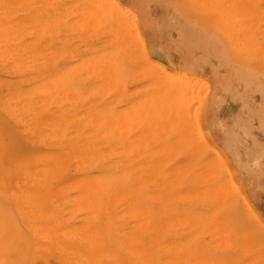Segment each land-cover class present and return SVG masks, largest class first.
<instances>
[{
    "label": "rangeland",
    "instance_id": "374dc122",
    "mask_svg": "<svg viewBox=\"0 0 264 264\" xmlns=\"http://www.w3.org/2000/svg\"><path fill=\"white\" fill-rule=\"evenodd\" d=\"M0 14V264H264V0Z\"/></svg>",
    "mask_w": 264,
    "mask_h": 264
},
{
    "label": "bare ground",
    "instance_id": "6f19581e",
    "mask_svg": "<svg viewBox=\"0 0 264 264\" xmlns=\"http://www.w3.org/2000/svg\"><path fill=\"white\" fill-rule=\"evenodd\" d=\"M9 1H10V0H9ZM112 1H113V0H112ZM114 1H115V0H114ZM78 2H79V1H78ZM104 3H106V2H104ZM100 4H101V3H100ZM109 4H110V3H109ZM90 5H91V4H89V7H90ZM104 5H105V4H104ZM104 5H103V6H104ZM106 5H107V4H106ZM112 5H113V4H112ZM115 5H116V2H115ZM93 6H94V5H93ZM96 6H97V5H96ZM96 6H95V7H96ZM98 6H100V7H98ZM98 6H97V7H98L99 9L102 7L101 5H98ZM108 6H109V5H107L106 7H105V6L102 7V9L105 8V11H104V12H107V9H108L107 7H108ZM89 7H88V8H89ZM113 7H114V6H113ZM113 7H112L111 9H115V8H113ZM85 8H86V7H84V9H85ZM90 8H92V6H91ZM106 8H107V9H106ZM8 9H9V7H8ZM15 9H16V8H15ZM95 9H96V8H95ZM102 9H101V10H102ZM85 10H86V9H85ZM93 10H94V8H93ZM87 11H88V9H87ZM108 11H109V10H108ZM82 12H83V11H82ZM89 12H90V11H89ZM101 12H102V11H101ZM104 12H103V13H104ZM112 12H114V10H113ZM25 13H26V12H25ZM25 13H24V14H25ZM86 13H87V12H86ZM93 13H94V11H93ZM108 13L110 14V12H108ZM217 13H218V12H217ZM243 13H244V12H243ZM82 14L86 15L85 13H82ZM88 14H89V13H88ZM91 14H92V13H91ZM94 14H95V13H94ZM104 14H105V13H104ZM106 14H107V13H106ZM231 14H232V13H231ZM0 15H1V14H0ZM98 15H99V13H98ZM114 15L116 16L115 13H114ZM3 16H5V15L2 14V16H0V17H3ZM6 16H7V14H6ZM58 16H59V15H58ZM108 16H109V15H108ZM222 16H223V15H222ZM102 17H103V16H102ZM112 17H113V14H112ZM112 17H111V18H112ZM116 17H117V16H116ZM227 17H228V16H227ZM247 17H248V16H247ZM250 17H251V16H250ZM7 18H8V17H7ZM7 18H6V19H7ZM79 18H80V17H79ZM82 18H83V17H82ZM95 18H96V17H95ZM104 18H106V16H105ZM104 18H103V19H104ZM114 18H115V17H114ZM118 18H119V17H118ZM118 18H115V20L118 19ZM125 18H126V16H125ZM0 19H1V18H0ZM80 19H81V18H80ZM221 19H222V17H221ZM77 20H78V19H77ZM88 20H89V19H88ZM100 20H101V19H100ZM109 20H111V19L109 18ZM112 20H114V19H112ZM231 20H232V19H231ZM1 21H2V20H1ZM6 21H8V20H6ZM90 21H91V19H90ZM93 21H94V20H93ZM102 21H103V20H102ZM17 22H18V21H17ZM94 22H95V21H94ZM125 22H126V21H125ZM226 22H227V23H225V25H227V24L229 23L228 21H226ZM14 23H15V22H14ZM85 23H86V22H85ZM230 23L232 24V22H230ZM230 23H229V26L231 25ZM6 24H7V23H6ZM15 24H16V23H15ZM89 24H90V22H89ZM126 24H127V22H126ZM7 25L9 26L10 24H7ZM86 25H87V24H85V26H86ZM98 25H99V24H98ZM111 25H112V23H111ZM3 26H5L4 23H3ZM3 26H2V29H3ZM12 26H13V25H12ZM12 26H11V27H12ZM23 26H24V25H23ZM51 26H52V25H51ZM66 26H67V25H66ZM83 26H84V25H83ZM119 26H120V25H119ZM121 26H123L122 23H121ZM121 26H120V27H121ZM125 26H126V25H125ZM227 26H228V25H227ZM233 26H234V25H233ZM233 26H232V29H233ZM16 27H18V26H15V28H16ZM36 27H37V26H36ZM86 27H87V26H86ZM126 27H127V26H126ZM9 28H10V27H9ZM37 28H38V27H37ZM40 28H41V27H40ZM112 28H113V27H112ZM230 28H231V27H230ZM236 28H237V27H236ZM123 29H124V28H123ZM250 29H252V28L249 27V30H250ZM5 30H6V29H5ZM16 30H17V29H16ZM34 30H35V29H34ZM36 30H37V29H36ZM89 30H90V29H89ZM112 30H113V29H112ZM10 31H11V30H10ZM85 31H86V28H85ZM109 31H110V30H109ZM122 31H123V30H122ZM250 31H251V30H250ZM252 31H253V29H252ZM2 32H4V31H2ZM118 32H119V31H118ZM124 32H125V31H124ZM8 33H9V30H8V32H7V35H8ZM112 33H113V32H112ZM3 34H4V33H3ZM12 34H13V33H12ZM15 34H17V33L14 32L13 36H14ZM1 35H2V34H1ZM1 35H0V36H1ZM9 35H10V34H9ZM9 35H8V36H9ZM113 35H114V34H113ZM10 36H11V35H10ZM15 36H17V35H15ZM124 36H126V35H124ZM124 36H123V37H124ZM128 36H129V35H128ZM128 36H127V37H128ZM1 37H2V39L5 38L4 36H1ZM11 37H12V36H11ZM11 37H10V39H14V38H15V37H14V38H11ZM37 37H38V36H37ZM7 38H8V37H7ZM33 39H34V38H33ZM35 39H36V38H35ZM124 39H125V38H124ZM6 40H8V39H5V41H6ZM5 41L3 40L2 42H5ZM8 41H9V40H8ZM114 42H115V41H114ZM5 43L7 44V42H5ZM16 43H18V42H16ZM122 43H123V41H122ZM6 44H5V45H6ZM9 44H10V43H9ZM187 44H188V43H187ZM118 45H119V44H118ZM126 45H127V43H126ZM12 46H14V45H12ZM120 46H121V45H120ZM128 46H129V45H128ZM0 47H1V46H0ZM6 47H7V45H6ZM6 47H5V48H6ZM10 47H11V46H10ZM14 47H15V46H14ZM5 48H4V49H5ZM12 48H13V47H12ZM12 48H11V50H13ZM16 48H17V47H16ZM1 49H3V48H1ZM6 49H8V48H6ZM14 50H15V49H14ZM17 50H19V49H17ZM17 50H15L16 53H17ZM15 51L12 52V53H15ZM3 52H4V50H3ZM24 52H25V51H24ZM0 53H2L1 50H0ZM6 53H7V55H10V54H9V49H8V51H7ZM10 53H11V52H10ZM12 53H11V54H12ZM125 53H126V52H125ZM107 54H108V53H107ZM4 55H5V57H6V54H4ZM4 55H0V56H1V57H2V56L4 57ZM14 55H15V54H14ZM15 56H16V55H15ZM3 57H2V58H3ZM7 57H8V56H7ZM2 58H1V59H2ZM10 58H11V59L13 58L12 55H11ZM8 59H9V58H8ZM5 60H7V58H6ZM20 60H21V59H20ZM2 61H3V59H2ZM8 61H10V59H9ZM12 61H14V60L12 59ZM3 62H4V61H3ZM5 62H6V61H5ZM20 62H21V61H20ZM93 63H94V62H93ZM3 64H4V63H3ZM15 64H16V63H14V65H15ZM17 64H18V63H17ZM18 65H19V64H18ZM91 65H92V64H91ZM1 66H2V65H1ZM91 69H92V68H91ZM16 70H17V69H16ZM153 70H154V69H153ZM88 71H89V70H88ZM0 73H1V72H0ZM86 73H87V72H86ZM88 74H89V73H88ZM109 74H110V73H109ZM175 74H176V73H175ZM144 75H145V74H144ZM169 75H171V74H169ZM89 76H90V75H89ZM183 76H184V75H183ZM156 77H157V76H156ZM166 77H167V76H166ZM173 77H174V76H173ZM180 77H181V76H180ZM176 78H177V77H176ZM157 79H158V78H157ZM160 79H161V78H160ZM105 80H107V79H105ZM168 80H170V78H168ZM180 80H181V79H180ZM182 80H183V79H182ZM185 80H186V79H185ZM157 81H158V80H157ZM161 81H162V80H161ZM176 81H177V80H176ZM165 82H167V81H165ZM168 82H169V81H168ZM178 82H179V79H178ZM181 82H183V81H181ZM184 82H185V81H184ZM186 82H187V81H186ZM188 82H189V81H188ZM108 84H109V83H108ZM108 84H107V85H108ZM171 84H172V83H171ZM184 84H185V83H184ZM186 84H187V83H186ZM164 85H165V84H164ZM168 85H169V84H168ZM168 85H166V86H168ZM180 85H181V84H180ZM105 86H106V85H105ZM105 86H104V87H105ZM108 86H109V85H108ZM157 86H158V85H157ZM43 87H44V86H43ZM45 87H46V86H45ZM58 87H59V86H58ZM102 87H103V86H102ZM151 87H152V85H151ZM155 87H156V86H155ZM168 87H170V86H168ZM49 88H50V85H49ZM153 88H154V87H153ZM164 88H165V86H164ZM186 88H188L187 85H186ZM96 89H97V88H96ZM103 89H104V88H103ZM110 89H111V88H110ZM156 89H157V88H156ZM170 89H171V88H170ZM181 89H182V87H181ZM93 90H94V89H93ZM104 90H105V89H104ZM163 90H164V89H163ZM165 90H166V89H165ZM171 90H172V89H171ZM186 90H187V89H186ZM189 90H190V88H189ZM184 91H185V89H184ZM38 92H39V91H38ZM48 92H50V90L47 91V93H48ZM51 92H52V91H51ZM173 92H174V91H173ZM185 92H186V91H185ZM187 92H188V90H187ZM192 92H193V91H192ZM43 93H44V92H43ZM45 93H46V92H45ZM52 93H53V92H52ZM114 93H115V92H114ZM175 93H176V90H175ZM182 93H183V92H182ZM189 93H190V92H189ZM49 94H50V93H49ZM185 94H186V93H185ZM193 94H194V93H193ZM193 94H192V95H193ZM63 95H64V94H63ZM98 95H99V94H98ZM98 95H97V96H98ZM100 95H101V93H100ZM102 95H103V94H102ZM188 95H189V94H188ZM194 95H195V94H194ZM48 96H51V94L48 95ZM150 96H151V95H150ZM162 96H163V95H162ZM179 96H180V95H179ZM179 96H178V97H179ZM184 96H185V98H186L187 94L184 95ZM189 96H190V95H189ZM189 96H188V97H189ZM52 97H53V96H52ZM155 97H156V96H155ZM191 97H192V96H191ZM179 98H180V97H179ZM171 99H172V98H171ZM69 100H70V99H69ZM183 101H184V99H183ZM111 102H112V101H111ZM180 103H182V102L180 101ZM141 105H142V104H141ZM170 105H172V104H170ZM173 106H174V105H173ZM179 106H180V104H179ZM181 106L183 107V104H182ZM167 108H171V106H169V107H167ZM181 109H183V108H181ZM11 110H12V109H11ZM145 110H146V108H145ZM151 110H152V109H151ZM159 110H160V109H159ZM100 111H101V110H100ZM171 111H172V110H171ZM181 111H182V110L179 111L180 114H182ZM140 112H141V111H140ZM157 112H160V111H156V113H157ZM173 112H174V111H173ZM130 113H131V112H130ZM151 113H153V112H151ZM151 113H150L149 115H151ZM171 113H172V112H171ZM185 113H186V112H185ZM118 114H120V113H118ZM127 114H128V113H127ZM142 114H143V113H142ZM161 114H162V113H161ZM12 115H13V114H12ZM120 116H121V115H120ZM122 116H123V115H122ZM127 116H128V115H127ZM131 116H132V115H131ZM131 116H129V117H131ZM133 116H134V115H133ZM142 116H143V115H142ZM184 116H185V115H183V117H184ZM108 117H109V116H108ZM115 117H116V116H115ZM152 117H153V116H152ZM99 118H100V117H99ZM132 118H133V117H132ZM140 118H141V117H140ZM142 118H143V117H142ZM147 118H148V117H147ZM150 118H151V116H150ZM105 119H106V117H105ZM117 119H118V116H117ZM154 119H155V118H154ZM173 119H174V118H173ZM173 119H172V120H173ZM109 120H110V119H109ZM109 120H108V122H110ZM131 120H132V119H131ZM155 120H156V119H155ZM158 120H159V119H158ZM178 120H179V118H178ZM181 120H182V119H181ZM191 120H192V119H191ZM91 121H92V120H91ZM118 121H119V120H118ZM142 121H143V120H142ZM144 121H145V120H144ZM150 121H151V120H150ZM193 121H194V120H193ZM29 122H30V121H29ZM120 122H121V121H120ZM146 122H147V121H146ZM155 122H156V121H155ZM178 122H179V121H178ZM112 123H113V122H112ZM152 123H153V122H152ZM163 123H164V122H163ZM173 123H174V122H173ZM106 124H107V123H106ZM118 124H119V122H118ZM124 124H125V122H124ZM131 124H132V123H131ZM154 124L156 125V123H154ZM95 125H96V124H95ZM116 125H117V124H116ZM146 125H150V122H149V124H146ZM121 126H122V123H121ZM104 127H105V125H104ZM166 127H167V126H166ZM191 127H192V126H191ZM93 128H94V127H93ZM116 128H117V127H116ZM118 128H119V127H118ZM120 128H121V127H120ZM123 128L125 129V127H123ZM127 128H128V127H127ZM156 128H157V127H156ZM131 129H132V128H131ZM77 130H78V129H77ZM117 130H118V129H117ZM120 130H121V129H120ZM133 130H134V129H133ZM167 130H168V129H167ZM27 131H28V130H27ZM52 131H53V130H52ZM112 131H113V130H112ZM121 131H122V130H121ZM125 131H126V130H125ZM174 131H175V130H174ZM108 132H109V131H108ZM115 132H116V131H115ZM155 132H156V131H155ZM178 132H179V131H178ZM106 133H107V132H106ZM109 133H110V132H109ZM122 133H123V132H122ZM124 133H125V132H124ZM124 133H123V134H124ZM126 133H127V132H126ZM142 133H143V132H142ZM157 133H158V132H157ZM111 134H112V132H111ZM115 134H116V133H115ZM112 135H113V134H112ZM117 135H118V134H117ZM117 135H116V136H117ZM139 135H140V133H139ZM145 135H147V134H145ZM113 136H115V135H113ZM125 136H126V135H125ZM134 136H135V135H134ZM136 136H138V135L136 134ZM136 136H135V137H136ZM155 136H156V134H155ZM123 137H124V136H123ZM135 137H134V138H135ZM141 137H142V136H139V138H141ZM144 137H145V136H144ZM147 137H149V136H147ZM159 137H160V136H159ZM92 138H93V137H92ZM122 139H123V138H122ZM132 139H133V138H132ZM145 139H146V138H145ZM162 139H163V138H162ZM112 140H116V138H115V139H112ZM112 140H111V141H112ZM136 140H137V139H136ZM91 141H92V140H91ZM134 143H136V142H134ZM140 143H141V142H140ZM149 143H150V142H149ZM122 144H123V143H122ZM138 144H139V143H138ZM123 145H124V144H123ZM149 145H150V144H149ZM138 146H139V145H138ZM141 146H142V144H141ZM124 147H125V146H124ZM127 147H128V146H127ZM144 147H145V146H144ZM140 148H141V147H140ZM124 149H125V148H124ZM126 149H127V148H126ZM128 149H129V148H128ZM129 150H130V149H129ZM154 150H155V149H154ZM125 151H126V150H125ZM134 151H135V150H134ZM158 151H159V149H158ZM118 152H119V151H118ZM127 152H129V151H127ZM127 152H126V153H127ZM149 152H150V151H149ZM121 153H122V152H121ZM124 153H125V152H124V150H123V154H124ZM129 153H130V152H129ZM129 153H128V154H129ZM147 153H148V152H147ZM157 153H158V152H157ZM49 154H50V153H49ZM131 154H132V153H131ZM133 154H134V153H133ZM138 154H139V153H138ZM141 154H142V153H141ZM149 154H150V153H149ZM158 154H159V153H158ZM162 154H164V153L162 152ZM50 155H51V154H50ZM120 155H122V154H119V156H120ZM124 155H126V154H124ZM135 155H136V154H135ZM147 155H148V154H147ZM45 156H46V155H45ZM145 156H146V155H145ZM148 156H149V155H148ZM150 156H151V155H150ZM54 157H55V156H54ZM57 157H58V156H57ZM57 157H56V158H57ZM122 157H123V155H122ZM122 157H121V158H122ZM168 157H169V156H168ZM49 158H50V157H49ZM51 158H52V156H51ZM123 158H124V157H123ZM145 158H147V157H145ZM39 159H40V158H39ZM125 159H126V158H125ZM36 160H37V159H36ZM45 160H46V159H45ZM52 160H53V159H52ZM46 161H47V160H46ZM50 161H51V160H50ZM53 161H55V160H53ZM56 161H57V160H56ZM129 161H130V160H129ZM132 161H133V159H132ZM154 161H155V160H154ZM41 162H42V158H41ZM61 162H62V161H61ZM61 162H60V163H61ZM25 163H26V162H25ZM58 163H59V161H58ZM96 163H97V162H96ZM161 163H162V162H161ZM26 164L29 165V163H26ZM159 164H160V163H159ZM38 166H39V165H38ZM89 166H90V164H89ZM151 166H152V165H151ZM20 167H22V166H20ZM39 167H41V166H39ZM48 167H49V166H48ZM60 167H62V165H61ZM133 167H134V166H133ZM149 167H150V166H149ZM45 168H46V169H44V170H46V171L49 170V168H47V165H46ZM142 168H143V167H142ZM151 168H152V167H151ZM153 168H154V167H153ZM153 168H152V170H153ZM24 169H26V168H24ZM41 169H43V167H42ZM139 169H140V166H139ZM154 169H155V168H154ZM25 171L30 172V171L27 170V169H26ZM43 172H44V171H43ZM47 172H48V171H47ZM52 172H53V171H52ZM52 172H51V173H52ZM56 172H57V171H56ZM128 172H130V171H128ZM154 172H155V170H154ZM30 173H31V172H30ZM152 173H153V171H152ZM33 174H34V173H33ZM47 174L49 175V172H48ZM47 174H46V175H47ZM53 174H54V173H53ZM145 174H146V173H145ZM58 175H59V174H58ZM31 176H32V174H31ZM31 176H30V177H31ZM50 176H51V175H50ZM166 176H167V175H166ZM46 177H47V176H46ZM52 177H53V175H52L50 178H52ZM55 177H56V176H55ZM38 178H39V177H38ZM56 178H57V177H56ZM143 178H144V177H143ZM82 179H83V177H82ZM84 179H85V178H84ZM85 180H86V179H85ZM85 180H82V182H83V181L85 182ZM144 180H145V178H144ZM95 181H97V180H95ZM26 182H27V181H26ZM84 182H83V183H84ZM89 182H91V181H89ZM99 182H100V181H99ZM99 182H98V183H99ZM141 182L143 183L142 180H141ZM38 184H39V183H38ZM45 184H46V183H45ZM87 184L90 185L89 183H87ZM102 184H103V183H102ZM108 184H109V183H108ZM110 184H111V183H110ZM140 184H141V183H140ZM146 184H148V183H146ZM106 185H107V184H106ZM83 186H86V184L83 185ZM101 186H102V185H101ZM103 186H104V184H103ZM108 186H109V185H108ZM27 187H28V186H27ZM42 187H43V186H42ZM88 187H89V186H88ZM90 187H91V189H93V185L90 186ZM90 187H89V188H90ZM165 187H166V186H165ZM80 188H82V184H81V187H80ZM85 188H86V190L88 191L87 186H86ZM97 188H98V187H97ZM59 189H60V188H59ZM132 189H134V188H132ZM147 189H148V188H147ZM151 189H152V188H151ZM82 190H84V189L82 188ZM95 190H96V188H95ZM95 190H94V191H95ZM104 190H105V189H104ZM110 190H111V189H110ZM112 190H113V188H112ZM112 190H111V191H112ZM163 190H164V189H163ZM89 191H90V190H89ZM98 191H99V190H98ZM137 191H138V190H137ZM85 192H86V191H85ZM48 193H49V192H48ZM23 194H24V193H23ZM88 194H89V193H88ZM132 194H133V193H132ZM148 194H149V193H148ZM150 194H151V193H150ZM153 194H154V193H153ZM97 195L100 196L101 194H98V193H97ZM108 195H109V194H108ZM129 195L131 196V193H130ZM129 195H128V196H129ZM143 195H144V194H143ZM77 196H79V195H77ZM93 196H94V195H93ZM102 196H103V195H102ZM114 196H116V195H114ZM83 197H84V196H83ZM83 197H82V199H84ZM88 197H89V195H88ZM105 197H106V196H105ZM111 197H112V196H111ZM111 197H106V198H111ZM150 197H151V196H150ZM28 198H29V197H28ZM86 198H87V197H86ZM89 198H90V197H89ZM97 198H98V197H97ZM131 198H135V197H131ZM148 198H149V197H148ZM179 198H180V197H179ZM90 199H91V198H90ZM104 199H105V198H104ZM104 199H99V200H103L102 202H104ZM116 199H117V198H116ZM152 199H153V197H152L150 200H152ZM161 199H162V198H161ZM34 200H35V199H34ZM36 200H37V199H36ZM76 200H78V199H76ZM86 200H87V199H86ZM114 200H115V199H114ZM114 200H112V201L114 202ZM130 200H132V199H130ZM146 200H147V199H146ZM146 200H145V201H146ZM153 200H154V199H153ZM84 201H85V200H84ZM110 201H111V200H110ZM118 201H119V200H118ZM160 201H161V200H160ZM75 202H76V201H75ZM88 202H89V201H88ZM90 202H92V201H90ZM116 202H117V200H116ZM161 202H162V201H161ZM81 203H82V202H81ZM127 203H128V202H127ZM130 203H131V201H130ZM132 203H133V202H132ZM86 204H88V203H86ZM91 204H92V203H91ZM103 204H104V203H103ZM111 204H112V203H111ZM114 204H116V203H114ZM118 204H121L120 201H119V203L117 202V205H118ZM128 204H129V203H128ZM31 205H32V204H31ZM126 205H127V204H126ZM134 205H136L135 202H134ZM26 206H27V205H26ZM95 206H96V208L98 207L97 204H95ZM95 206H93V209H95V208H94ZM108 206L110 207V202H109V205H108ZM105 207H107V206H105ZM115 207H116V206H115ZM87 208H88L89 212H90V210L92 209V208L90 209L88 206H87ZM103 208H104V207H103ZM123 208H124V206H123ZM138 208H139V206H138ZM97 209H98V208H97ZM121 209H122V208H121ZM134 209H135V208H134ZM142 209H143V208H142ZM153 209H154V208H153ZM157 209H158V208H157ZM159 209H160V208H159ZM33 210H34V209H33ZM98 210H99V209H98ZM102 210H103V209H102ZM127 210H128V209H127ZM130 210H131V209H130ZM132 210H133V209H132ZM96 211H97V210H96ZM128 211H129V210H128ZM142 211H143V210H142ZM142 211H141V212H142ZM152 211H153V210H152ZM91 212H92V210H91ZM99 212H101V211H99ZM102 212H103V211H102ZM105 212L108 213L107 210L104 211V213H105ZM141 212H140V213H141ZM94 213H97V212H94ZM94 213H93V215H94ZM126 213H127V212H126ZM144 213H146V210H145ZM98 214H99V213H98ZM100 214H101V213H100ZM135 214H136V213H135ZM137 214H138V213H137ZM142 214H143V212H142ZM152 214H153V212H152ZM106 215H107V214H106ZM116 215H117V214H116ZM130 215H131V213H130ZM89 216L92 217L90 214H89ZM140 216H141V215L138 214L137 217H139V219H140V218H141ZM142 216H143V215H142ZM39 217H40V216H39ZM44 217H45V216H44ZM46 217H47V216H46ZM85 217H86V216H85ZM110 217H111V216H110ZM121 217H122V216H121ZM45 219H46V218H45ZM90 219L92 220V218H90ZM107 219H108V218H107ZM133 219H134V217H133ZM141 219H142V218H141ZM149 219H150V218H149ZM86 220H87V219H86ZM99 220H101V219H99ZM108 220H109V219H108ZM108 220H107V221H108ZM102 221H103V220H102ZM121 221H123V219H122ZM180 221H181V220H180ZM65 222H66V221H65ZM94 223H95V221H94ZM108 223L111 224V222H109V221H108ZM145 223H146V222H145ZM151 223H152V222H151ZM175 223H176V222H175ZM95 224H96V223H95ZM97 224H98V223H97ZM99 224H100V223H99ZM105 224H107V223H105ZM112 224H113V223H112ZM107 225H108V227H109V224H107ZM118 225H119V224H118ZM118 225H117V226H118ZM141 225L143 226V222H142ZM148 225H149V224H148ZM174 225H175V224H174ZM85 226H86V225H85ZM87 226H88V225H87ZM111 226H114V224L111 225ZM115 226H116V224H115ZM115 226H114L113 228H115ZM144 226H145V225H144ZM154 226H156V225H154ZM172 226H173V225H172ZM196 226H197V225H196ZM196 226H192V227H196ZM118 227H119V226H118ZM136 227H137V226H136ZM146 227H147V226H146ZM160 227H161V226H160ZM162 227H163V226H162ZM218 227H219V226H218ZM43 228H44V226H43ZM58 228H59V227H57V229H58ZM116 228H117V227H116ZM144 228H145V227H144ZM175 228H176V227H175ZM175 228H172V229H175ZM90 229H91V228H90ZM100 229H101V226H100ZM119 229H120V228H119ZM140 229H142V228L140 227ZM155 229H157V227H156ZM102 230H103V229H102ZM144 230H145V229H144ZM149 230H151V228H150ZM176 230H177V229H176ZM91 231H92V230H91ZM91 231H90V233H92ZM111 231H112V230H111ZM113 231H114V230H113ZM140 231H141V230H139V232H140ZM146 231H147V230H146ZM151 231H154V230H151ZM173 231H174V230H173ZM68 232H69V231H68ZM99 232H100V231H99ZM99 232H98V233H99ZM115 232H116V231H115ZM141 232H142V231H141ZM155 232H156V231H155ZM113 233H114V232H113ZM124 233H125V232H124ZM129 233H130V232H129ZM149 233H151V232H149ZM153 233H154V232H153ZM49 234H50V233H49ZM85 234H86V231H85ZM108 234H109V233H107V238H109V235H108ZM118 234H119V233H118ZM120 234H121V233H120ZM138 234H139V233H138ZM173 234H175V233L173 232ZM211 234H212V233H211ZM244 234H245V233H244ZM47 235H48V234H47ZM47 235H46V236H47ZM87 235H88V234H87ZM92 235H93V233H92ZM92 235H91V236H92ZM98 235H99V234H98ZM124 235H125V234H124ZM132 235H133V234H131V236H132ZM151 235H152V234H151ZM160 235H161V234H160ZM42 236H44V235L42 234ZM60 236H61V235H60ZM126 236H127V235H125L124 238H125ZM40 237H41V236H40ZM56 237H59L58 234H57ZM63 237H64V236H63ZM86 237H87V236H86ZM118 237H119V236H118ZM132 237H133V236H132ZM150 237H151V236H150ZM49 238L52 239L51 237H49ZM88 238H89V237H88ZM88 238H87V240H88ZM92 238H93V237H92ZM95 238H96V235H95ZM99 238H100V236H99ZM116 238H117V235H116ZM133 238H134V237H133ZM42 239H43V238H42ZM44 239H47V238L45 237ZM50 239H49V241H50ZM79 239H80V238H79ZM113 239H115V237H113ZM113 239H112V240H113ZM128 239H129V238H128ZM134 239H135V238H134ZM151 239H152V238H151ZM155 239H156V238H155ZM219 239H220V238H219ZM85 240H86V238L84 239V241H85ZM120 240H121V239H120ZM120 240H118V241H120ZM132 240H133V239H132ZM143 240H144V239H143ZM244 240H245V239H244ZM55 241H58V240L56 239ZM118 241H117V242H118ZM133 241H134V240H133ZM51 242H53V240H51L50 243H51ZM80 242H81V241H80ZM90 242L93 243L92 240H91ZM108 242H109V240H108ZM126 242H127V241H126ZM81 243H82V242H81ZM97 243H98V242H97ZM135 243H136V241H135ZM218 243H219V242H218ZM95 244H96V243H95ZM98 244H99V243H98ZM98 244H96V245H98ZM123 244H124V242H123ZM92 245H93V244H92ZM119 245H121V243H119ZM136 245H138V244H136ZM94 246H95V245H94ZM164 246H165V245H164ZM126 247H127V246H126ZM148 247H149V245H148ZM167 247H168V246H167ZM167 247H166V248H167ZM90 248H91V244H90ZM90 248H89V249H90ZM166 248H165V249H166ZM171 248H172V247H171ZM95 249H96V248H95ZM122 249H123V248H122ZM163 249H164V248H163ZM242 249H243V248H242ZM113 250H114V249H113ZM128 250H129V249H128ZM166 250H167V249H166ZM170 250H171V249H170ZM109 251H110V250H109ZM161 251H165V250H161ZM172 251L174 252V250H172ZM172 251H171V253H172ZM166 252H167V251H166ZM133 253H134V252H133ZM174 253H175V252H174ZM250 254H251V253H250ZM109 256H110V255H109ZM96 259H97V258H96ZM81 260H82V259H81ZM87 263H88V262H87Z\"/></svg>",
    "mask_w": 264,
    "mask_h": 264
}]
</instances>
